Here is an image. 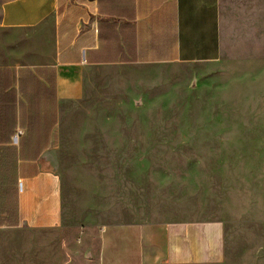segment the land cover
Returning <instances> with one entry per match:
<instances>
[{
	"label": "crops",
	"instance_id": "1",
	"mask_svg": "<svg viewBox=\"0 0 264 264\" xmlns=\"http://www.w3.org/2000/svg\"><path fill=\"white\" fill-rule=\"evenodd\" d=\"M219 57L220 0H0V232L22 230L33 242V259H20L10 254L16 245L2 240L0 264L2 252L13 255L10 264H62L34 252L43 234L55 246L74 240L91 264H264V205L249 215L257 236L229 234L238 223L223 206L207 211L213 207L205 202L219 194L210 187L227 183V162L159 174L168 181L156 182L155 222L130 210L100 221L89 211L100 208V178L111 177L93 162L137 161L123 175L133 187L123 198L133 210L147 198L146 157L125 149L132 138L122 131L126 122L93 119L100 73L125 83L141 79L148 65ZM109 194V202L119 199Z\"/></svg>",
	"mask_w": 264,
	"mask_h": 264
},
{
	"label": "rangeland",
	"instance_id": "2",
	"mask_svg": "<svg viewBox=\"0 0 264 264\" xmlns=\"http://www.w3.org/2000/svg\"><path fill=\"white\" fill-rule=\"evenodd\" d=\"M116 74L128 78L134 73ZM109 75L112 73H100L94 81L100 94L92 99L99 107L93 119L126 122L122 131L132 138L125 149L146 157L143 168L147 172L142 176L147 177V198L139 210L128 209L132 202L123 198L124 192L133 188L123 185V175L138 165L137 161L93 162L100 173L109 170L111 177L100 178V208L92 206L89 211L99 214L100 221L113 215L122 217L130 210L137 211L142 220L155 222L159 219L156 182L168 181L159 174L180 168L205 169L208 164L218 168L216 164L227 162V183L210 187L219 194L218 200L205 202L213 207L207 211L219 213L223 206L224 214L238 223L230 225L229 234L242 230L257 236L259 225L250 221L249 215L257 204L264 205V0H220V57L214 62L148 65L141 71V79L130 78L125 83L108 82ZM77 115L83 119V114ZM109 191L119 199L109 202ZM83 210L72 209L70 213ZM51 240L43 234L35 241L34 252L42 254V262L59 257L62 264H91L75 252L74 240H69L68 246L65 240L62 246ZM1 241L16 245L10 254L33 259L28 256L33 242L25 231L0 232ZM230 243L234 248L239 242ZM246 243L255 251V240ZM52 248V255H43L45 249ZM13 255L2 252L3 264H10Z\"/></svg>",
	"mask_w": 264,
	"mask_h": 264
},
{
	"label": "built area",
	"instance_id": "3",
	"mask_svg": "<svg viewBox=\"0 0 264 264\" xmlns=\"http://www.w3.org/2000/svg\"><path fill=\"white\" fill-rule=\"evenodd\" d=\"M21 133H22V131L21 130H18L16 135L21 134Z\"/></svg>",
	"mask_w": 264,
	"mask_h": 264
},
{
	"label": "water",
	"instance_id": "4",
	"mask_svg": "<svg viewBox=\"0 0 264 264\" xmlns=\"http://www.w3.org/2000/svg\"><path fill=\"white\" fill-rule=\"evenodd\" d=\"M139 103H140V100L137 101V104H139Z\"/></svg>",
	"mask_w": 264,
	"mask_h": 264
}]
</instances>
